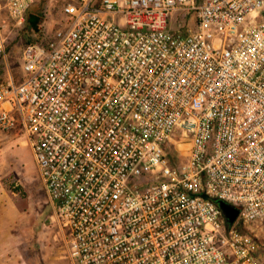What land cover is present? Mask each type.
<instances>
[{
  "label": "built area",
  "instance_id": "2783aa9c",
  "mask_svg": "<svg viewBox=\"0 0 264 264\" xmlns=\"http://www.w3.org/2000/svg\"><path fill=\"white\" fill-rule=\"evenodd\" d=\"M33 2L0 0V130L71 264H264V0H67L16 81L1 13Z\"/></svg>",
  "mask_w": 264,
  "mask_h": 264
},
{
  "label": "rangeland",
  "instance_id": "374dc122",
  "mask_svg": "<svg viewBox=\"0 0 264 264\" xmlns=\"http://www.w3.org/2000/svg\"><path fill=\"white\" fill-rule=\"evenodd\" d=\"M67 0H34L42 8L41 22L35 39L46 43L65 20L63 6ZM6 36V53L10 71L17 80H23L20 56L26 46L23 38L25 21L18 26L6 12L1 13ZM28 30V29H27ZM33 37V38H34ZM0 213L16 216L19 226L14 233L0 231L1 236H16L19 245L9 246L5 251L9 263L64 264L68 256L63 238L50 223L52 209L40 182L38 171L25 137L21 131L0 130ZM1 222L0 225L11 224ZM23 221V222H22ZM259 236V235H258ZM259 239L264 242V237Z\"/></svg>",
  "mask_w": 264,
  "mask_h": 264
},
{
  "label": "crops",
  "instance_id": "0c3cea01",
  "mask_svg": "<svg viewBox=\"0 0 264 264\" xmlns=\"http://www.w3.org/2000/svg\"><path fill=\"white\" fill-rule=\"evenodd\" d=\"M4 204V201H2L0 199V206H2ZM16 216L17 215H14V216H8V215H5V214H1L0 213V223L1 222H6L5 219L6 218H9L7 221L10 222L11 224H6V225H0V231H3V232H12L14 233L16 231V229L18 228L19 226V222L18 221V225L14 226L12 225V223L14 222H17L16 220ZM51 217V216H50ZM23 222V221H22ZM1 233V232H0ZM260 237H264V227L261 231H259L257 233ZM14 245H19V239L16 237V236H1L0 235V264H11L8 262V260L11 258V254L9 255V253H6V249L9 247V246H14ZM264 252V251H263ZM69 260V258H68ZM70 261V260H69ZM15 264H26L24 262L22 263H15ZM55 264V263H54ZM64 264H71V262H68L67 263V260L65 258V261H64Z\"/></svg>",
  "mask_w": 264,
  "mask_h": 264
},
{
  "label": "trees",
  "instance_id": "16d2710c",
  "mask_svg": "<svg viewBox=\"0 0 264 264\" xmlns=\"http://www.w3.org/2000/svg\"><path fill=\"white\" fill-rule=\"evenodd\" d=\"M42 17V8L38 4H32L25 15V30L23 31L22 35L25 40L26 45L32 44V43H38L41 45H44L42 43V40L39 38L34 37L37 33L38 25L41 22ZM28 29V30H27ZM38 34V33H37ZM40 36V34H38ZM34 37V38H33ZM17 81V77L15 78Z\"/></svg>",
  "mask_w": 264,
  "mask_h": 264
},
{
  "label": "water",
  "instance_id": "95a60500",
  "mask_svg": "<svg viewBox=\"0 0 264 264\" xmlns=\"http://www.w3.org/2000/svg\"><path fill=\"white\" fill-rule=\"evenodd\" d=\"M218 206L222 210L229 224H233L238 217V210L223 201H218Z\"/></svg>",
  "mask_w": 264,
  "mask_h": 264
}]
</instances>
